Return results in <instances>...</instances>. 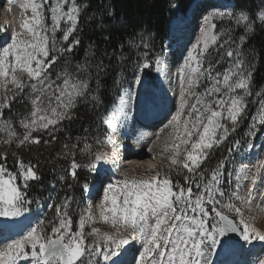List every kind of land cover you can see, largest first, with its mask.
Wrapping results in <instances>:
<instances>
[{
    "label": "snow or ice",
    "instance_id": "snow-or-ice-1",
    "mask_svg": "<svg viewBox=\"0 0 264 264\" xmlns=\"http://www.w3.org/2000/svg\"><path fill=\"white\" fill-rule=\"evenodd\" d=\"M45 5H48L51 14V25L45 23ZM22 7H30L33 13L30 20L25 19L21 25L28 36L18 38L19 34H13L11 42L0 50V93L3 94V102L0 103V132L6 134L0 143L10 145L15 142L18 147L29 143L39 144L41 138L33 136V133L47 131L52 135L62 121L71 120L74 115L72 109L78 100L87 96L89 89V79L82 78L79 73H86L90 77L87 65H77L78 73L75 74L68 71L66 65L55 79L49 71L56 63L58 54L71 52L73 46L79 44V40L74 38L64 48L58 46L56 38V32L61 31V40L67 42L77 30L81 6L76 0H52L51 4L49 0H29ZM235 9L236 5L213 7L204 17L201 35L185 60V66L190 72L198 74L189 77L188 88L198 87L199 78L205 74L211 83L202 93H188V88L182 89L180 93L181 103L175 122L177 135L171 145L168 160L171 166L186 169L191 174L184 177L187 186H181L178 182L174 184L167 174L160 178L159 172L148 179L125 178L106 183L103 185V198L97 207L101 220L109 223L114 232H102L100 228L92 227L86 233V224L95 223L90 211L81 214L77 230L73 231L69 199L66 198L55 205L52 220H38L19 238L7 243L4 250L0 251V264H16L18 258H27L29 255L32 264H100L98 257H102L105 262L117 264L112 258L119 255L118 249L129 244L130 239H136L137 234L142 241V251L136 264H211L210 255L217 246L230 243V234L239 233L243 242L253 239L264 241V234L246 222L242 207L233 202L239 200L241 204L250 203L252 187L243 196L238 192L229 193L225 201V193L220 187V169L224 167V161L211 170L207 180L205 173L197 172L209 151L223 142L230 130L235 131L236 124L246 114V97L252 95L250 85L254 66L246 63L239 47L235 52L231 48L227 51V56L233 57L234 62L223 73L213 75L210 59L209 67L201 70L205 53L219 39V34L213 32L216 28L212 23L214 19L228 18L235 20L238 25L246 22V28L252 29L249 15L244 10ZM257 16L264 21V11L257 13ZM61 21L66 25L64 28H61ZM240 39L243 41L245 37ZM223 46L220 45L221 48ZM192 62H195V66ZM154 65L158 72L165 70L164 61L160 57H156ZM149 67L147 61L142 65L143 69ZM136 83L140 84L141 80L137 78ZM186 94L193 96L195 102L189 105L185 99ZM262 94L264 88L255 95L262 97ZM18 96H24L31 104V110L19 120L23 133L16 131L10 118L2 119L3 109L10 108L9 101ZM92 99L97 100L98 97L92 96ZM120 100L122 111L125 97L121 96ZM185 115L188 119L181 120ZM253 119L264 125V97L260 99V107ZM226 122H230L231 127ZM105 123L113 131L116 129L111 118H105ZM252 128H256V123ZM250 134L255 135V132ZM52 139H55L54 135ZM104 142L111 143V136L107 135ZM44 143L48 144L49 141L45 140ZM76 147L75 144L64 145L65 154L73 157L70 175L75 178L76 170L81 167L99 172L104 156L95 153L89 163L81 165L76 162L72 151ZM90 149L91 146L85 143L80 151H88L93 155ZM6 159L7 152H0V160ZM17 164L16 173L9 171L5 164H0V217H19L27 211L26 205L30 203L26 192L28 182L39 179L35 165L30 162L25 164L19 159ZM18 178L22 179V186L17 185ZM255 183L256 178L253 177V187ZM84 191H91L87 184L84 185ZM236 217H240L242 228L237 226ZM122 228L131 229V232L123 235ZM26 249H30V253Z\"/></svg>",
    "mask_w": 264,
    "mask_h": 264
},
{
    "label": "trees",
    "instance_id": "trees-1",
    "mask_svg": "<svg viewBox=\"0 0 264 264\" xmlns=\"http://www.w3.org/2000/svg\"><path fill=\"white\" fill-rule=\"evenodd\" d=\"M195 1L76 0V3L81 6L77 30L67 42H63L60 38L58 46L67 48L74 38L79 40V44L74 45L71 52L58 54L54 67L59 73L67 65L68 71L75 74L78 73L77 65H87L90 77L86 73H79L82 78L89 79L87 96L74 108L73 118L62 122L57 132L52 134L55 136L54 140L52 135H34L41 138L39 144L29 143L19 147L17 145L0 146V152H7L6 161L0 160V164H5L9 171L14 173L18 171V159L23 160L25 164L30 162L36 166L35 170L39 179L29 181V187L26 189L27 200L32 205H35L38 200L43 201L51 187L54 184L58 185L59 194L51 210L46 214L45 220L53 219L55 205L59 204L63 198L72 200L70 207L72 209L77 201L83 202L84 205L86 195L84 185L90 186L98 181V178L89 174L88 169L84 167L76 170L75 178L70 175L73 157L65 154L64 145L75 144L77 147L72 151L75 153L76 162L81 165L89 163L90 159L85 160L84 152L80 151L84 147L86 137L94 134L102 116L114 106L122 89L130 84L137 66L143 65L146 60H151L152 68L154 67L156 57L163 53L171 22L177 19L180 13L185 14ZM234 1L236 11L244 9L249 15L252 29L246 31L237 28L233 37L237 40H241L242 36L245 37L244 44L241 46L244 50L243 57L247 64L254 66L250 85L252 95L247 100L246 114L238 124L241 126L246 118L248 121L243 131L237 132L236 129L230 137L234 159L238 160L242 147L247 142L244 140L246 126L254 112L253 106L249 105L254 102L256 92L264 88V25L256 23L254 18L264 0ZM92 96H97L98 99L93 100ZM29 107V101L24 96H18L11 102L10 109L5 111V116L16 123L25 115ZM45 140L49 143L45 144ZM90 146L91 152H95V143L91 142ZM221 152V149L213 148L197 172H211L222 160L225 162L227 157L225 154L220 156ZM61 173L65 175L63 182L58 180ZM185 175L188 174L180 170L171 175V180L174 184L178 182L186 187ZM72 220L76 226L78 218L74 216Z\"/></svg>",
    "mask_w": 264,
    "mask_h": 264
},
{
    "label": "rangeland",
    "instance_id": "rangeland-1",
    "mask_svg": "<svg viewBox=\"0 0 264 264\" xmlns=\"http://www.w3.org/2000/svg\"><path fill=\"white\" fill-rule=\"evenodd\" d=\"M5 1L6 0H0V30L2 31L1 33H3V31H4L3 30L4 26L2 24L6 20L5 17L3 18L1 16V13L5 12V11H6L5 13L12 12L15 8L17 0H14L13 5L8 6V7H6ZM229 1L231 2L234 0H229ZM51 3H52V0H49V4H51ZM3 7H4V9H3ZM66 10H67V5H65V11ZM241 10H244V9H241ZM261 11H264V3H262L258 7L257 13H259ZM257 13H256V16L254 17L256 20V23H258L259 25H264V21H261L258 18ZM22 14L24 16L26 14V11L21 13L20 16H22ZM30 14H31L30 15V18H31L33 13L30 12ZM44 15L46 17L45 23L48 25H51V23H52L51 19H50L51 14L48 11V5L44 6ZM191 20H192V18H191ZM195 21H194L195 22L194 26L192 28L191 27L188 28V31H190V32H188V34H189L188 40L190 42V45L187 47V49L185 51H183V54L181 57L182 63L184 66V70L186 73L185 79L181 82L178 80H175L176 86H174L172 88V94L170 93V95H169L170 97L168 99L170 101V103H169L170 105H168L166 107V109L164 108L163 113H161V119L159 120L160 124L157 126H154L152 128L147 129L146 133L151 134L153 136V139L147 140V143L139 144L138 151H136V152L124 153L121 151L122 149H120L121 147L118 145L120 138L122 140H124V138L126 136L125 133L127 130V126L129 123L128 114L127 113L122 114L121 112H119V110H120L119 105L121 103L120 97L123 96L127 91L132 90L134 92L135 86L137 85V83H136L137 78H139L142 83L147 82L151 91L157 92L156 89L152 86V84L155 86V83H157V80H156V73L157 72H156L155 65L152 68L153 62L151 60H146L150 64V67L148 69H143L142 65L137 66L130 84H128L127 86H125L122 89L121 94H120L119 98L116 100L114 106L106 114H104L102 116V120L99 122V124H98L99 126L95 129L94 134L90 137H88V136L86 137V140L84 141L83 145L85 143L90 145L91 142H94L96 145V149H94L95 152H91V154H93V155H90V153L88 151H85L84 152L85 160H89L91 158H94L95 153H100L104 156V159H103L104 165H100L99 172L89 171V170L87 171L89 174H92L93 176L98 178V181L100 184L99 188L95 192L97 195V191H98V195L96 197L97 199L94 202L92 208L88 207V205L86 203V197H85L84 205H83V202L81 203V201H77V204L72 209V208H70L72 206L71 205L72 200L69 199V213H70L72 218L74 216L78 218L76 226L72 223L73 231L77 230L79 218H80L81 214L85 211H90L91 215L95 219V223L89 222L88 224H86L85 229H84L86 233L91 231L92 227L100 228L102 232H114L115 231L109 223H104L101 220L100 213H99V210L97 207V205L100 203V201L103 198V185H105L106 183H108L110 181L115 182L118 180H123L125 178L129 179V180H131V179H138V180L139 179H148L149 177L156 175L157 172L160 173V178H163L166 174L169 175L171 178V175L173 173H177L180 170H182L183 172H185L188 175H191L187 172L186 169H183V168L177 169V168L171 166L170 161L168 160V157L171 154L170 149H171V145L173 143V140H174L175 136L177 135V132L175 131V122H176L178 110L180 108V103H181L180 93H181L182 89L188 88L189 77L190 76L195 77V75H198V74H192L190 72V70L185 66V60L188 57V53L192 49V45H194L196 43L197 39L200 37L201 26L204 25L199 21V18H197ZM213 21H214V24H216V29H215L214 33L219 34V39L217 41V44L215 46H210L208 49V52L205 53V58H204V62H203V66H202L201 70L207 69L209 67V59H210L212 72H213V75H215L216 73H223L225 71V69H227L230 66V64H232L234 62V58L229 57L226 54L230 48L235 52V50H237V48L239 47V50L241 52H244V50L241 47L244 44V41L237 40V38H235L233 36H235L234 34H235V30L237 28L239 30L245 29L246 31H248V29L246 28V22H241L238 25L235 22V20L228 19V18L214 19ZM190 22L191 21H189V23ZM65 26H66L65 23L63 21H61V28H64ZM15 34H19L18 38H24V37L28 36L27 32L18 33L15 31ZM62 36H63V32H61V31L56 32L57 42L60 38H62ZM227 36H229L230 38H228ZM11 37H10L9 41L2 44V46L0 47V50H2V48L4 46H7V44H9L11 42ZM226 38L230 39V41ZM224 40L228 41V43L225 44ZM221 44L224 45L222 48L220 47ZM192 63H193V66H195V62H192ZM49 71L51 73L52 78L55 79L56 77H54V76H56L58 72H57L56 68L54 67V65H52V67L49 69ZM181 86H182V88L179 92L178 87H181ZM210 86H211V83L207 78V74H205V76L199 78V86L188 88V93H202L205 91V89H207ZM238 91H240V90H238ZM133 94H134V96H136L135 92ZM9 95H11V93H9ZM262 97H264V94H262ZM262 97L256 96L254 102L250 103V105H249V106H253L254 112H253V116L250 119V122H248V126H246L244 140H247V142H246L245 146L242 147L243 150L240 153L238 160L234 159L235 156L232 153L231 144H230L231 134L234 133L235 131L230 130L228 135H227V138L223 142H221L218 146H214L213 148L221 149L223 153L221 152L220 156L225 154V157H227L226 161L224 162V167L222 169H220V171L222 173V180H221L220 187L225 193V201L227 200V196L229 193L238 192L240 195L243 196L248 192V189L250 187H252L253 195L251 197L250 203L241 204L239 200H234L233 202L236 203L237 206L242 207L243 218L246 220V222L249 223L252 221V222L256 223V225L258 227L257 229L262 234H264V194H263L264 193V191H263L264 190V188H263V185H264V125L259 124L258 122L254 121V119H253L257 115V110L260 107V99ZM83 99L84 98H81L80 100H83ZM129 99H131V98L129 97ZM135 99L136 100H132V102L137 101V98H135ZM185 99L188 101L189 105L195 102V98L189 94L185 95ZM249 99H250V96L246 97V100H249ZM80 100H78V102H80ZM12 101L13 100H11L9 102H12ZM1 102H3V94L2 93H0V103ZM78 102H77V104H78ZM171 102H172V104H171ZM247 106H248V103H247ZM99 107L100 106H98V108ZM154 109L157 110V107H155V106L148 107V111H152ZM6 110L7 109L3 110L2 119H7L5 116ZM30 110H31V104H30L28 111L25 112V115ZM73 110L74 109H72V112H73ZM143 112H146V111L143 109ZM186 112H187V109H185V113ZM105 118H111L112 119V123L116 125V129L114 131L111 129L109 124L105 123ZM186 119H188L187 115L181 117V120H186ZM64 121H66V120H64ZM64 121H62V122H64ZM247 121L248 120L246 118L241 126H239V124L237 123L235 126V130L237 129V132L243 131L245 128L244 125L247 123ZM226 123H228L229 127H231L230 122H226ZM254 123H256L255 129L252 128V125ZM13 127H15V129L18 133H23V131H24L23 128L19 124V120L16 121V123L13 122ZM57 130L54 133H56ZM182 131H183V125L181 124L180 132H182ZM253 131L255 132V135L250 134ZM54 133H52V134H54ZM220 134H222V133H220ZM34 135H49V134L47 131H45V132H40V133H33V136ZM107 135L111 136V140H112L111 143H105L104 142L105 137ZM3 138H6V134L3 132H0V139H3ZM193 139H195V137H193ZM16 145L17 144L15 142H13L10 145H4L3 143H0V146H8V147L9 146L14 147ZM259 145L261 146V153L259 154L258 159L260 161L261 166L259 165L258 169H256L255 162L250 161L248 154H250V152L255 147H257ZM130 147H132V145ZM183 147L184 146L182 145L181 149H183ZM113 148L115 149L114 155H113V152L111 151ZM166 148L168 150H166ZM229 149H231V151H229ZM211 150L209 151V153L211 152ZM140 153H144L146 155H149L154 160V164L151 166H145V167L137 166L135 169L132 168L131 165L125 167V160H123L124 155H127V154L139 155ZM205 160L203 161V163L205 162ZM112 163L114 164L113 174H112V176H106V172L108 171L109 166ZM201 165H200V167H201ZM170 168H171V171H169ZM197 171H198V169H197ZM203 173H205V179L206 180L210 178L211 172L204 171ZM61 177H64V179H61ZM253 177L256 178V183H255L254 187L252 185V178ZM196 179L199 180V176H197ZM58 180H59V182H63L65 180V175L63 173H61L58 176ZM30 181H32V180H30ZM16 183L18 186H22L23 181H22V179L18 178ZM193 188L195 191L196 189L194 186H193ZM21 190L23 191L24 189L21 187ZM58 190H59L58 185L54 184L51 187V189L49 190V192L46 193L45 199L43 200V202H44L43 204H46L48 207V205L51 204L53 201L55 202V200L59 194ZM217 198H219L218 194H217ZM64 200H65V198H63V200L60 203H62ZM39 201L40 200H38V202ZM38 202H36L37 203L36 207L39 206ZM74 202H75V200L73 201V204H74ZM43 204H41L38 208V211L40 213H43L42 212L43 207H44ZM35 208L32 207L31 203L26 205L27 211H31V212L34 211L35 212V210H36ZM40 213L38 216H39V218L43 216L42 217V219H43L45 217L46 213H45V211H44V215H42ZM24 215L26 216L25 213H24ZM54 216L55 215H53L52 218ZM236 218L240 220V217H236ZM152 222H154V221H152ZM121 232L123 235H128L131 232V229H123L122 228ZM5 246L6 245L1 246L0 251H3ZM231 247H232L231 243H228L227 245L217 246L215 252L212 253L209 257L211 264H227L226 252L228 250H230ZM240 248H244L248 252V260H250L252 262V264H257L256 257L254 255V253L255 254L257 253L260 257H262V255L264 254V241H261L259 239H253L250 242H243V244ZM254 249H255V251H254ZM26 250L29 251V253H30V249H26ZM141 251H142V241L140 240L139 235L137 234L136 239H134V240L130 239L129 244L121 246V248L118 249L119 255L116 257H113L112 259L117 261V264H123V261H125L126 259H127L126 264H136V261L139 259V253ZM29 257H31V256L29 255L27 258H29ZM25 259H26L25 257L21 256L20 258H18L16 260V264H23V262L26 261ZM97 259H99L100 264H111L110 261L105 262L102 257H98Z\"/></svg>",
    "mask_w": 264,
    "mask_h": 264
},
{
    "label": "bare ground",
    "instance_id": "bare-ground-1",
    "mask_svg": "<svg viewBox=\"0 0 264 264\" xmlns=\"http://www.w3.org/2000/svg\"><path fill=\"white\" fill-rule=\"evenodd\" d=\"M5 2H6V6H7L8 3L12 2V0H6ZM28 2H29V0H17L16 1V5L14 4L15 8H14V10L12 12L5 13L6 12L5 11V12L1 13V16L3 18L4 17L6 18L4 24L7 26V36L2 37V38L0 36V47L2 46V44L7 42L6 39L9 36H12L13 34H15V31L18 32V33L27 32L25 29H23L21 27V25L23 24L25 19H29L30 20V15H31L30 12L32 13L31 8L30 7H28V8L22 7V5H24V4L28 3ZM233 2L234 1L230 2L229 0H217L215 5L217 7L218 6H224V5H227V6L230 7ZM12 3H14V0H13ZM25 11H26V14L24 16H23V14H22V16H20L21 13H23ZM194 13H195V9L193 7V8H191V11L189 13L190 15H188V19L190 17H192ZM207 15H208V13H206L204 15V17L207 16ZM204 17L202 18V20H203L202 24H204ZM186 18H187V16L185 14V16L182 18V20L184 21V19H186ZM179 19L180 18L175 19L176 23L172 26V30L173 31L170 34L171 36H176L177 32L181 31V29L179 27L180 22H178ZM189 21H191V18L189 19ZM189 21H186L184 26H186ZM212 23H214V21H212ZM188 28L184 31L185 33L189 32ZM184 32L181 33V35L180 34L179 35L183 36L182 34H184ZM213 32H215V30H213ZM173 42H176V38H174ZM172 46H173V43H171V45L168 46V51L170 53H171V50H172ZM164 55H161L160 58H163ZM165 61L166 60H164V65H165V70L163 71L164 75L168 72V68L166 67ZM175 75L177 76V80L178 81H180V82L183 81L185 79V76H186V73H185V70H184V66H182L181 69L175 71ZM175 75H174L173 68L170 69V75H169L168 79L163 82L162 89L161 90H157V92L151 91L149 86H148V84H147V82H145V83L141 82L140 84H137L135 86L134 92H135L136 96H134V98H137V101L134 104L133 112H135V108H138L139 105L140 106H142L143 104L147 105L152 100L154 101L155 105L157 106V110L154 109L153 111H151L149 113L148 116H144L141 119V121H142L141 124L145 125L144 128L147 127V129H148V128H152V127L157 126V125L160 124L159 122L156 123V122H153V121L154 120H160L161 119V113H163L164 108L166 109V107L168 105H170L169 104L170 101L168 100L169 97H170L169 96L170 95V91H169L170 89L168 91H166L164 89H165L166 85L168 84V81L174 82L173 81L174 80L173 76L175 77ZM171 89H172V87H171ZM9 103L11 104V102H9ZM131 104H132L131 101H127L125 104H123V106L130 107ZM119 112H121L122 114L124 113V111H120V110H119ZM140 132H141L140 135H141L142 138H149V135H151V134L146 133L147 130H145V129H143ZM260 153H261V146L259 145V146L255 147L250 152V154H248V157H249L250 161L255 162L256 169H258V167L260 165V161L258 159ZM125 163L132 164L131 167L135 169L137 166H139V167L151 166V165L154 164V160L149 155H146L144 153H140L139 155L127 154L126 157H125ZM95 183H93L92 185H94ZM97 195H98V191H97ZM94 202H93V204H94ZM38 203H39V206L42 204L41 201H39ZM52 203H51V205H52ZM39 206L35 208L36 209L35 212H32V213L29 212V211L24 212L26 214V216L23 213L19 217H11L12 225L10 227L5 225L6 222H3V223L0 222V246L7 242V241H5L6 239L11 242V240L19 238V236L24 234V232L26 231V229L30 225H34L39 220V216H38L39 213H40L38 211ZM44 207L47 210H50V208H48L46 204L44 205ZM44 207H43L42 212L44 211ZM40 214H42V213H40ZM249 224H250L251 227H253L256 230H258L257 229L258 227H257L256 223L251 221V222H249ZM240 247L241 246H237V247L232 246L230 248V250H228L226 252L227 264H252V262L250 260H248V252L244 248H240ZM254 251H255V249H254ZM254 255L256 257L257 264H264V254L262 255V257H260L257 253L256 254L254 253ZM25 260L26 261H24L23 264H32L31 257L26 258ZM126 262H127V259H126L124 264H126Z\"/></svg>",
    "mask_w": 264,
    "mask_h": 264
},
{
    "label": "water",
    "instance_id": "water-1",
    "mask_svg": "<svg viewBox=\"0 0 264 264\" xmlns=\"http://www.w3.org/2000/svg\"><path fill=\"white\" fill-rule=\"evenodd\" d=\"M231 215V214H230ZM235 222L238 227L242 228L243 226L239 223V220L236 218ZM230 243L231 246L237 247L242 246L243 241L240 239L239 233L230 234Z\"/></svg>",
    "mask_w": 264,
    "mask_h": 264
},
{
    "label": "built area",
    "instance_id": "built-area-1",
    "mask_svg": "<svg viewBox=\"0 0 264 264\" xmlns=\"http://www.w3.org/2000/svg\"><path fill=\"white\" fill-rule=\"evenodd\" d=\"M1 103H2V102H1ZM4 109H9V107H6V108H4ZM4 109H3V110H4ZM3 161H4V160H3ZM50 209H51V208H50ZM0 222H1V221H0Z\"/></svg>",
    "mask_w": 264,
    "mask_h": 264
}]
</instances>
